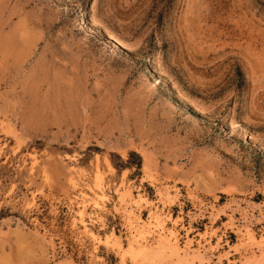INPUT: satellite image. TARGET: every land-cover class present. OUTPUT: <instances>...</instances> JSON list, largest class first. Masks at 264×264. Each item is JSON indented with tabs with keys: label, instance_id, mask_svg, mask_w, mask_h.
<instances>
[{
	"label": "rangeland",
	"instance_id": "rangeland-1",
	"mask_svg": "<svg viewBox=\"0 0 264 264\" xmlns=\"http://www.w3.org/2000/svg\"><path fill=\"white\" fill-rule=\"evenodd\" d=\"M0 264H264V0H0Z\"/></svg>",
	"mask_w": 264,
	"mask_h": 264
}]
</instances>
